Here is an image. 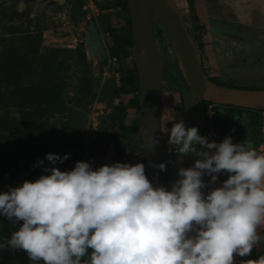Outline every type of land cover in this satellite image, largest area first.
I'll return each mask as SVG.
<instances>
[{
	"label": "clouds",
	"instance_id": "1",
	"mask_svg": "<svg viewBox=\"0 0 264 264\" xmlns=\"http://www.w3.org/2000/svg\"><path fill=\"white\" fill-rule=\"evenodd\" d=\"M167 132L169 151L197 157L167 186L143 162L77 160L61 170L70 154L46 153L33 165L42 174L0 191V216L23 221L0 251L22 249L35 264H235L249 255L264 243V151L231 135L209 140L183 119ZM149 164L163 172L168 161Z\"/></svg>",
	"mask_w": 264,
	"mask_h": 264
},
{
	"label": "trees",
	"instance_id": "2",
	"mask_svg": "<svg viewBox=\"0 0 264 264\" xmlns=\"http://www.w3.org/2000/svg\"><path fill=\"white\" fill-rule=\"evenodd\" d=\"M188 2L193 6L194 0ZM119 4L127 13L121 24H113L104 15L99 19L103 21L102 31L107 35L109 55L121 59L134 52V39L128 0H119ZM22 15L23 12L18 9L10 13V17ZM24 22L28 29L21 24H9L0 36V191H6L9 185L15 186L17 180L24 181L26 173L30 179L42 174V167L33 165L46 153L61 156L69 153V159L56 165L66 170L72 168L77 160H85L98 167L90 159V152L104 158L107 144L115 142L116 150L121 154L135 143L134 135H138L143 150L140 120L127 123L128 109L124 101L129 98L140 113L139 76L135 60L133 66L126 65L120 70L119 82L109 80L101 88L100 79L92 73L86 43H80L74 50L64 46H46L41 25L36 23L31 29V22ZM191 32L201 50L204 43L202 33L196 29ZM158 37L159 34H156V39ZM72 57H75L79 80L75 85L74 101L70 104L64 93L69 86L66 71ZM177 73L179 75L173 74V79L178 78L180 86L185 83L189 88L179 68ZM211 79L223 84L216 78ZM116 98H120L118 104H115ZM96 101L112 106V111L101 122L96 135H91L87 130V118L90 106ZM214 123L219 141L231 135L234 143L250 141L259 150L263 140L262 110L218 105ZM168 178L172 181L171 175ZM220 178L223 181L227 175L221 174ZM22 223L18 221L14 225L0 216V241L10 238L11 232ZM21 251L6 249L0 264H27L20 260Z\"/></svg>",
	"mask_w": 264,
	"mask_h": 264
},
{
	"label": "rangeland",
	"instance_id": "3",
	"mask_svg": "<svg viewBox=\"0 0 264 264\" xmlns=\"http://www.w3.org/2000/svg\"><path fill=\"white\" fill-rule=\"evenodd\" d=\"M27 1L34 2L38 0H0V36L9 24L17 23L21 24L24 29L29 28L24 22V20H26V13L19 17H10V13L13 9L21 11V5ZM75 1H78L79 5L80 3L83 4L82 7L80 6L82 10L79 13L82 20L78 29L72 31L71 37L64 38L54 32L53 23L48 22L41 13L33 15V19L30 21L32 25L30 28L32 29L36 23L41 25L44 34V41L47 46L65 45L64 47H69L74 50L80 43H86L87 25L90 18L96 19L106 43L107 35L102 31L103 21L99 19L100 16L104 15L109 17L110 21L115 25L121 24V22L127 17V13L119 4V0ZM176 1L184 14L190 30L196 29L203 35L204 43L202 49H199V51L207 75L210 78L218 79V81L222 82L224 85L229 84L239 88L263 89L264 0H194L193 6L189 4L188 0ZM60 18H63V15H60ZM62 27H69V22L65 21V24L61 25V28ZM198 28L203 29L200 30ZM159 30H162L161 24L155 19V34H159ZM162 36L163 41L161 42L159 34L156 42L159 56L160 58H164V60H161L162 74L160 102L162 110V128L167 142L170 135V132L167 131L168 129H171L175 122L183 119L187 127L192 126V119L190 116L188 101L189 88L185 83L180 86V80L178 78L177 80L173 79V74L176 73L177 76L179 75L177 73L179 66L169 48L168 36L164 31H162ZM194 39H196L195 36ZM88 60L91 62L92 73L95 77L100 79L102 88L109 80H116L119 82L118 80L121 75L120 70L126 65L133 66L135 55L134 52H130L127 56H123L121 59L119 57L108 55L103 63H98L96 59L88 55ZM69 65V69L66 71L69 78V86L64 94L68 98L69 103L72 104L75 95V85L79 80L75 57L70 59ZM124 101L125 106L128 109L127 123L136 119L140 120V113H138L137 108L131 104L129 98H125ZM119 102L120 98H116L115 104H118ZM95 104H98V108L102 111L99 117L100 122H103L109 112L112 111V106L106 105L101 101L94 102L90 106V111L88 113V131L89 116ZM97 110L99 111V109ZM119 135L120 132L118 131V137H120ZM133 140L135 143L129 148L124 149L121 154H118L116 143L113 142L117 158H121L126 154L125 156L130 163L135 164L136 162H143L144 154L140 147L138 135H134ZM108 148L109 144H107V149ZM90 157V159L99 166V162L101 165L107 163L106 161H103V157L97 156L91 152ZM49 163L50 162L48 161L44 162L45 165ZM59 168L65 170L62 167ZM169 175H171V171L167 166V170L160 173L161 182L165 186L170 182L168 178ZM204 179L205 181H208L210 180V177L205 176ZM205 191H207V189H205ZM261 256H264V245L262 246ZM256 259H258V256L254 254V251H251L248 257H243L244 264H249L250 261L254 264ZM20 260L27 264H35V262L30 261L24 250L21 251Z\"/></svg>",
	"mask_w": 264,
	"mask_h": 264
},
{
	"label": "water",
	"instance_id": "4",
	"mask_svg": "<svg viewBox=\"0 0 264 264\" xmlns=\"http://www.w3.org/2000/svg\"><path fill=\"white\" fill-rule=\"evenodd\" d=\"M44 5L45 3L39 5L24 3L21 10L25 11L28 7L27 11L30 14L37 13L38 8ZM128 7L132 20L134 55L139 76L140 136L146 174L154 184H162L161 171L151 167L150 161L157 164L160 161H168L167 166L171 171L173 181L178 178V168L192 166L197 157L195 153H190L187 157L181 158L173 151H169L164 137L160 102L161 60L164 58H160L158 53L154 32L155 19L164 28L168 36L169 48L189 85L188 101L192 126L198 127L200 135H203L205 128L207 101L219 105L264 110V88H239L214 82L207 75L196 40L176 0H128ZM28 18L29 16L26 17ZM162 31L159 30L161 42L163 41ZM86 49L87 54L96 59L98 63H103L109 55L95 18L89 19ZM153 70L156 72L155 77L152 76ZM145 116L149 117V124L146 127L143 124ZM151 135L159 141L153 148L149 143ZM195 147L199 149L200 146L196 143Z\"/></svg>",
	"mask_w": 264,
	"mask_h": 264
},
{
	"label": "built area",
	"instance_id": "5",
	"mask_svg": "<svg viewBox=\"0 0 264 264\" xmlns=\"http://www.w3.org/2000/svg\"><path fill=\"white\" fill-rule=\"evenodd\" d=\"M219 104L212 102V101H207L206 102V123H205V128L203 130V135L207 136L209 140H215L217 142H219V134L218 131L216 129L215 123H214V115L216 113V107ZM99 109V111L97 110ZM101 110L100 108H98V104H95L93 106V109L91 110V114L89 116V122H88V133L91 135H96V133L98 132L99 126L101 124V122L99 121V117L101 114ZM262 136H263V140L262 143L259 146V150L264 151V110H262ZM114 145L113 143L109 144V148L107 149L106 155L103 158V161H106L107 163H113L115 161H127L129 162V160L127 159V157L125 156L126 154H124L121 158H117V154L114 150ZM175 153V151H173ZM176 154V153H175ZM177 155H179V153H177ZM99 164L101 165V163L99 162ZM29 174L26 173L24 178L25 179H29V180H33L29 178ZM220 182H222L220 175H219V180L217 181V184H219ZM20 183H22V180H17L15 181V186L19 185ZM261 234L263 235L264 232H261ZM8 238L5 237L3 240H7ZM262 246L263 243L261 245H258L257 247H254L252 251H254V254L257 256H261V250H262ZM6 250L0 251V262L2 261V257H3V253ZM235 260V264H241L243 257H240L238 255H236L234 257Z\"/></svg>",
	"mask_w": 264,
	"mask_h": 264
},
{
	"label": "flooded vegetation",
	"instance_id": "6",
	"mask_svg": "<svg viewBox=\"0 0 264 264\" xmlns=\"http://www.w3.org/2000/svg\"><path fill=\"white\" fill-rule=\"evenodd\" d=\"M24 3H27L28 5L29 4L39 5L41 3H45V5L42 8H38L37 13L30 14L27 11L28 7L26 8L25 11H22V10L21 11L23 12V14L25 13L27 14L25 18L29 16V18L26 19L29 22L33 19L32 18L33 15H37L41 13L42 16L46 18L48 22L53 23L54 32L58 33L64 38L71 37L72 31H75L76 29H78V26L81 24L82 17L79 15V13L81 12L82 8L80 7L78 1H75V0H38L34 2L27 1ZM60 15H63V18H60ZM65 21L69 22V27L61 28V25H64ZM88 24H89V20H88ZM87 31H88V25H87ZM49 46H54V45H49Z\"/></svg>",
	"mask_w": 264,
	"mask_h": 264
},
{
	"label": "bare ground",
	"instance_id": "7",
	"mask_svg": "<svg viewBox=\"0 0 264 264\" xmlns=\"http://www.w3.org/2000/svg\"><path fill=\"white\" fill-rule=\"evenodd\" d=\"M155 75H156V72H155V70H153L152 71V76L155 77ZM143 124H144L145 127L149 124V117H147V116L144 117Z\"/></svg>",
	"mask_w": 264,
	"mask_h": 264
},
{
	"label": "crops",
	"instance_id": "8",
	"mask_svg": "<svg viewBox=\"0 0 264 264\" xmlns=\"http://www.w3.org/2000/svg\"><path fill=\"white\" fill-rule=\"evenodd\" d=\"M45 45H46V42L44 41ZM47 46V45H46Z\"/></svg>",
	"mask_w": 264,
	"mask_h": 264
}]
</instances>
